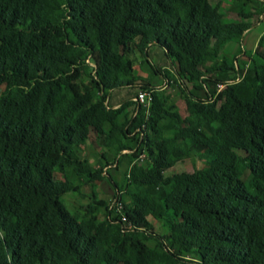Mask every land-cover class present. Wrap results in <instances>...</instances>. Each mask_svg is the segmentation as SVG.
<instances>
[{"label":"trees","instance_id":"16d2710c","mask_svg":"<svg viewBox=\"0 0 264 264\" xmlns=\"http://www.w3.org/2000/svg\"><path fill=\"white\" fill-rule=\"evenodd\" d=\"M237 1L226 21L212 0H0V264H264V31L245 68L223 50L262 10ZM110 152L131 157L126 187L111 180L125 221L94 187ZM75 179L92 190L70 211Z\"/></svg>","mask_w":264,"mask_h":264},{"label":"rangeland","instance_id":"374dc122","mask_svg":"<svg viewBox=\"0 0 264 264\" xmlns=\"http://www.w3.org/2000/svg\"><path fill=\"white\" fill-rule=\"evenodd\" d=\"M219 2L223 12H224V20L230 21L237 18L236 12L239 10V1L237 0H212V3ZM251 10L258 9L262 10L261 14L257 16V21L254 26L244 32L241 44H237L235 42H229L225 44L223 50L229 53L230 56L235 57V64L238 68H245L249 62V56L251 55L252 50L256 47V35L259 30L264 29V0H253L249 4ZM242 45V47H241ZM153 62L157 64H163V61L160 58V55L154 53ZM149 67L147 65L141 64L137 62L134 67L133 75L137 78H147L149 76ZM152 84H158L161 88H164L174 102V110H177L182 115L186 114L185 102L180 97L179 91L173 85H164V80L159 75H153L150 78ZM139 88H134L131 90V93L137 92ZM196 93L201 94V91H194ZM128 95V93L124 90L119 91L114 94L112 101L119 100L121 97ZM101 152H104L103 148H99L94 144L88 143L83 145L79 149V153L82 157H84L88 164L92 168H99L104 166L105 160L102 158ZM106 153L107 159L109 162H115V166L106 167L109 176L103 181L96 184L94 187L99 193L100 197L105 198L106 200H110L114 193V186L111 180L116 181L121 189L126 187L127 182V172L130 166L131 157L129 154H119L116 155L115 158ZM142 164H148L146 159L141 160ZM201 165V159L196 154H190L189 156L183 157L178 160L172 167L164 170L165 175H170L174 172L180 171H188L191 172L195 168ZM75 182H80L79 189L77 191H69L67 192L63 198L64 201L70 211H74L79 206L86 204L89 201V195L92 190V184L84 183L80 179H75ZM125 198V196H123ZM149 220L153 224V230L159 234H166L168 232V228L164 221H156L153 218L149 217ZM183 264H193L185 262Z\"/></svg>","mask_w":264,"mask_h":264},{"label":"built area","instance_id":"2783aa9c","mask_svg":"<svg viewBox=\"0 0 264 264\" xmlns=\"http://www.w3.org/2000/svg\"><path fill=\"white\" fill-rule=\"evenodd\" d=\"M151 93L144 89H139L136 94L133 96V100L137 102L138 104H142L145 107H148L150 101H151ZM142 158V155L140 156V159ZM121 202L118 197L111 198L109 208H113L116 212H118L120 216V220L125 221L126 217L121 212Z\"/></svg>","mask_w":264,"mask_h":264},{"label":"crops","instance_id":"0c3cea01","mask_svg":"<svg viewBox=\"0 0 264 264\" xmlns=\"http://www.w3.org/2000/svg\"><path fill=\"white\" fill-rule=\"evenodd\" d=\"M263 31H264V29L263 30H259V32L257 33V35H256V42L258 41V38L260 37V35L263 33ZM257 44V43H256ZM241 47H242V45H241ZM243 48V47H242ZM254 50V49H253ZM252 50V51H253ZM156 85H158V84H156ZM114 103H115V105H118V100H116V101H113ZM100 196V195H99Z\"/></svg>","mask_w":264,"mask_h":264}]
</instances>
